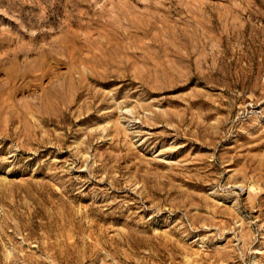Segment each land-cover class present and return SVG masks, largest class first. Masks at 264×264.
Masks as SVG:
<instances>
[{
    "label": "rangeland",
    "instance_id": "obj_1",
    "mask_svg": "<svg viewBox=\"0 0 264 264\" xmlns=\"http://www.w3.org/2000/svg\"><path fill=\"white\" fill-rule=\"evenodd\" d=\"M0 264H264V0H0Z\"/></svg>",
    "mask_w": 264,
    "mask_h": 264
}]
</instances>
